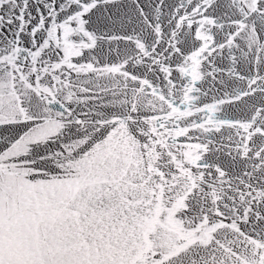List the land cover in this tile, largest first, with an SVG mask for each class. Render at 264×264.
Instances as JSON below:
<instances>
[{"label": "snow or ice", "instance_id": "snow-or-ice-1", "mask_svg": "<svg viewBox=\"0 0 264 264\" xmlns=\"http://www.w3.org/2000/svg\"><path fill=\"white\" fill-rule=\"evenodd\" d=\"M0 264H264V0H0Z\"/></svg>", "mask_w": 264, "mask_h": 264}]
</instances>
